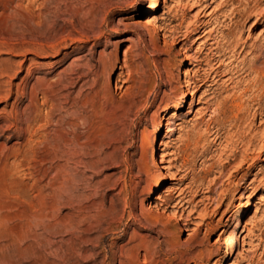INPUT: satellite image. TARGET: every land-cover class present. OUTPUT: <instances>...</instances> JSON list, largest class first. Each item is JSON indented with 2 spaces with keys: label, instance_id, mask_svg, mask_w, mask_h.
Returning <instances> with one entry per match:
<instances>
[{
  "label": "rangeland",
  "instance_id": "1",
  "mask_svg": "<svg viewBox=\"0 0 264 264\" xmlns=\"http://www.w3.org/2000/svg\"><path fill=\"white\" fill-rule=\"evenodd\" d=\"M263 30L264 0H0V264H264Z\"/></svg>",
  "mask_w": 264,
  "mask_h": 264
},
{
  "label": "bare ground",
  "instance_id": "2",
  "mask_svg": "<svg viewBox=\"0 0 264 264\" xmlns=\"http://www.w3.org/2000/svg\"><path fill=\"white\" fill-rule=\"evenodd\" d=\"M154 2L156 3V5L158 4V0H154ZM58 5V4H57ZM60 6V5H59ZM55 8H57V6H55ZM261 20V19H260ZM260 20L259 19H256L253 23H252V25H251V29H256V28H258L259 26H260V24H261V22H260ZM212 24V22H210V21H203V22H201L200 23V31L201 32H203V34H201L199 37H197L198 39H200V38H202V37H208V35H210L211 33H212V30L214 29H211V30H209L208 28H209V26ZM217 24V23H216ZM154 26V25H153ZM215 30V29H214ZM263 33H264V30L262 31ZM32 33V32H31ZM262 34H260L258 37H260ZM181 36H183L184 38H189L190 36H191V32H187V33H185V34H183V35H181ZM260 39V38H259ZM259 41V40H258ZM201 45H205V42H202L201 43ZM235 49V48H234ZM196 62H197V64L195 65L196 67L198 66V69L197 70H191L190 71V73H193L194 75H196L197 74V72H199L200 70H202L201 68V66H202V64L203 63H205L207 66L209 65V60L207 59V57H202V58H197L196 60H195ZM255 72H256V74L257 75H261L263 72H264V69H263V66H259L257 69H255ZM192 74V75H193ZM264 74V73H263ZM227 80V79H226ZM71 81L73 82L74 81V79H72L71 78ZM70 81V82H71ZM201 84L199 85V87H202V86H204V85H206V81L204 82L203 80H201ZM212 82H214V80L212 81ZM196 84H195V82H193L191 79H189V80H187V82H186V84L184 85V88L185 89H187V90H185L184 91V93H185V96L183 97V98H187V95H189V94H191L190 93V88L192 87V86H195ZM263 99V101H264V98H262ZM262 101V102H263ZM180 107H181V103L180 102H177L176 104H174L171 108H168V109H166L165 110V115L164 116H162V118L163 119H166V124L165 125H171V123H170V119H172L170 116H168L167 117V115H169V111L170 110H173V109H180ZM52 117V116H51ZM65 120V119H64ZM66 125H67V123H66V121L65 122H62V123H60V125H59V130H57V131H54V132H57V133H60L59 134V137H61L62 139H64L65 140V138L67 137V132L65 131L66 130ZM177 125H179V123H177ZM173 129H172V126H170V128H169V130H167L169 133H171V131H172ZM58 134H53V136H51V138H49V140H50V149H52L51 150V153H52V151L54 152V153H56L57 151H59L58 150V148H61V149H66L65 147V143L63 142V141H61V142H59V138H58V136H57ZM50 137V136H49ZM59 139V140H58ZM61 139V140H62ZM67 139V138H66ZM66 141V140H65ZM69 150V149H68ZM262 150V149H261ZM63 151V150H62ZM65 151V150H64ZM61 153V152H60ZM63 153V152H62ZM59 153H57L55 156H57ZM64 155L66 154L65 152L63 153ZM63 154H61V155H63ZM63 155V156H64ZM60 156V155H59ZM66 157V156H65ZM53 158V157H52ZM57 158V157H56ZM60 159H62V156L60 157ZM64 159V161L65 160H68V158L66 159V158H63ZM62 159V160H63ZM75 159V158H74ZM58 160H59V158H58ZM73 160V159H72ZM54 161V160H53ZM63 161V162H64ZM69 161V160H68ZM68 161H66V163L68 162ZM58 162V161H57ZM72 162H74V161H70L69 163H72ZM54 163V162H53ZM84 163V162H83ZM73 164H77V163H73ZM54 165V164H53ZM63 166H64V164H63ZM63 166H62V168H63ZM67 166V165H66ZM77 167V166H76ZM67 168V167H66ZM65 169V168H64ZM65 172H66V170H65ZM65 175V174H64ZM161 182H159V184H160ZM158 184V185H159ZM158 187V186H157ZM156 187V188H157ZM160 188V187H159ZM168 189V188H167ZM166 192L168 193V194H166V195H164V198H162V197H157V199H156V201H161L163 204L162 205H165L166 206V208H168V207H170V204L173 202V201H175V200H177V199H179L178 200V202H176L175 203V205L173 206L174 208H181V207H183L185 204H186V202L185 203H183V201H185V198H187L188 197V195H185L186 194V191L185 190H183V189H181V190H177V191H175V190H166ZM190 194H192L191 192H189ZM176 194V195H175ZM192 196V195H191ZM194 197V196H193ZM209 198H208V196L207 197H203V199H201V201L203 202V201H205V200H208ZM191 201H192V199H190ZM190 200L189 201H187V203H190ZM197 207H194L192 210H190V213L193 215V214H195V213H197ZM189 216V215H188ZM186 220V219H185ZM189 220V219H188ZM187 221V220H186ZM186 224V223H185ZM196 229V228H195ZM195 229H193L192 230V232H190L189 233V235L190 236H193V233H195ZM237 237L236 238H231V239H228V240H226L225 241V248H223V249H225L224 250V252H225V254L227 255V256H231L232 255V253H233V250H234V248L236 247V245H237ZM199 261H201V258H197V259H195V261H194V263L195 264H198V262ZM202 263V262H201ZM231 264V263H230Z\"/></svg>",
  "mask_w": 264,
  "mask_h": 264
}]
</instances>
